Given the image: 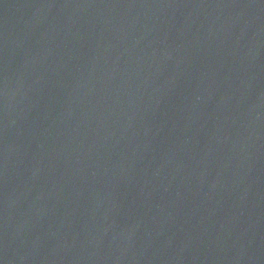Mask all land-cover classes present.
Listing matches in <instances>:
<instances>
[{
    "label": "water",
    "instance_id": "water-1",
    "mask_svg": "<svg viewBox=\"0 0 264 264\" xmlns=\"http://www.w3.org/2000/svg\"><path fill=\"white\" fill-rule=\"evenodd\" d=\"M0 264H264V0H0Z\"/></svg>",
    "mask_w": 264,
    "mask_h": 264
}]
</instances>
